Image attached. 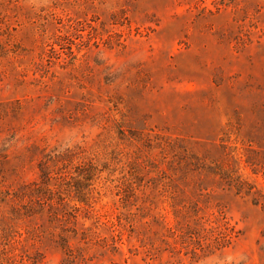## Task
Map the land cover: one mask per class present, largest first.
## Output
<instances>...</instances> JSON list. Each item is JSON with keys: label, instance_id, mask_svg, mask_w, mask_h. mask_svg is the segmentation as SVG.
Wrapping results in <instances>:
<instances>
[{"label": "rangeland", "instance_id": "obj_1", "mask_svg": "<svg viewBox=\"0 0 264 264\" xmlns=\"http://www.w3.org/2000/svg\"><path fill=\"white\" fill-rule=\"evenodd\" d=\"M0 264H264V0H0Z\"/></svg>", "mask_w": 264, "mask_h": 264}]
</instances>
